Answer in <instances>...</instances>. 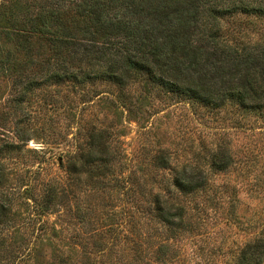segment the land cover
Listing matches in <instances>:
<instances>
[{
  "label": "trees",
  "instance_id": "obj_1",
  "mask_svg": "<svg viewBox=\"0 0 264 264\" xmlns=\"http://www.w3.org/2000/svg\"><path fill=\"white\" fill-rule=\"evenodd\" d=\"M237 14L264 17V0H0V81L14 86L16 107L50 86L99 82L139 84L138 101L157 92L264 118V51L239 52L220 39L219 21ZM106 134L91 126L68 160V177L41 179L36 195L29 188L11 193L8 161L18 146L0 137V260L11 254L21 264H187L181 243L197 229L192 213L199 220L208 203L218 204L207 195L215 184L210 172L235 164L230 147L217 146L204 166L177 165L160 151L150 165L164 175L130 181L112 174L121 152ZM109 188L122 196L121 209L105 213L102 206L111 223L99 226L89 197L101 203ZM201 195L208 198L198 202ZM52 214L57 221L48 220ZM18 222L32 223L35 241L7 242ZM223 264H264V223Z\"/></svg>",
  "mask_w": 264,
  "mask_h": 264
},
{
  "label": "rangeland",
  "instance_id": "obj_2",
  "mask_svg": "<svg viewBox=\"0 0 264 264\" xmlns=\"http://www.w3.org/2000/svg\"><path fill=\"white\" fill-rule=\"evenodd\" d=\"M219 28L221 41L229 47L239 52L264 51V17L237 14L220 20ZM15 93L10 81H0V137L18 146L8 161L11 193L29 188L36 195L41 179L65 180L69 158L87 142L89 129L95 126L104 129L106 138L111 136L121 152L112 174L130 181L143 177L155 181L164 175L150 165L160 151L170 154L177 165L204 166L217 146L230 147L235 164L224 173L210 172L215 184L207 195L218 204L208 203L199 220L192 213L197 229L181 243L187 264H223L228 252L264 223V118L260 115L232 105L221 110L204 108L157 92L138 101L139 84L126 89L99 82L80 89L50 86L34 92L19 107L12 104ZM113 189L100 193L101 203L89 197L99 226L111 223L102 206L107 207L105 213L108 208L121 209L122 196ZM207 198L201 195L197 201ZM57 216L52 214L48 220L55 222ZM72 223L70 219L68 228ZM8 230L7 242L16 245L38 236L31 222H18ZM0 264L21 262L4 254Z\"/></svg>",
  "mask_w": 264,
  "mask_h": 264
}]
</instances>
